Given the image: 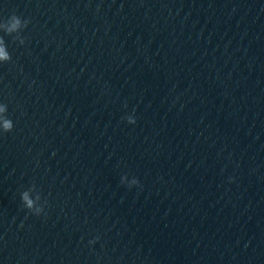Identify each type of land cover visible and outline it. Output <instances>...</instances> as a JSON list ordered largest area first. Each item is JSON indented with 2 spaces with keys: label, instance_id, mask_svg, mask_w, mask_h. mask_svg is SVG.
Segmentation results:
<instances>
[{
  "label": "water",
  "instance_id": "obj_1",
  "mask_svg": "<svg viewBox=\"0 0 264 264\" xmlns=\"http://www.w3.org/2000/svg\"><path fill=\"white\" fill-rule=\"evenodd\" d=\"M13 14L0 264H264V0H0Z\"/></svg>",
  "mask_w": 264,
  "mask_h": 264
},
{
  "label": "clouds",
  "instance_id": "obj_2",
  "mask_svg": "<svg viewBox=\"0 0 264 264\" xmlns=\"http://www.w3.org/2000/svg\"><path fill=\"white\" fill-rule=\"evenodd\" d=\"M30 23L27 19H21L20 16L13 14L11 15L6 21L0 22V30L6 32L7 34H17L15 36V39H18L21 44L25 43V38L18 35L20 31L28 26ZM12 59L11 54L7 50V46L5 45V39L3 36H0V62H8ZM7 105L0 104V129H2L3 132H11L14 129V123L13 121L8 118L7 116ZM127 121L130 124H135L136 119L134 116H128ZM127 179V176H124L122 178V183H125V180ZM139 184L138 179H133L131 184H128V186L131 188L132 186H136ZM21 199L23 202L24 207L29 210L32 214L39 216L40 210L37 209L35 212H32L31 210L34 208V200L30 198L29 192L24 191L21 194ZM99 240V237H96L94 240L89 241L90 244L96 243V241Z\"/></svg>",
  "mask_w": 264,
  "mask_h": 264
}]
</instances>
